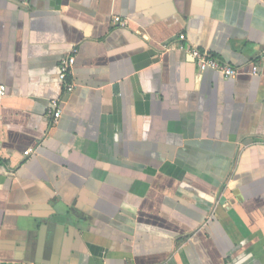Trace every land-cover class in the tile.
Segmentation results:
<instances>
[{"label":"crops","instance_id":"crops-1","mask_svg":"<svg viewBox=\"0 0 264 264\" xmlns=\"http://www.w3.org/2000/svg\"><path fill=\"white\" fill-rule=\"evenodd\" d=\"M263 54L264 0H0V264H264Z\"/></svg>","mask_w":264,"mask_h":264},{"label":"built area","instance_id":"built-area-1","mask_svg":"<svg viewBox=\"0 0 264 264\" xmlns=\"http://www.w3.org/2000/svg\"><path fill=\"white\" fill-rule=\"evenodd\" d=\"M181 39H185V35L181 34ZM75 52L76 50H73L72 54L68 56L67 58H64L60 65V80L62 85L65 87V90L67 92H72L75 85L74 83L69 81V76L72 72V68L75 64ZM189 54L195 61L197 67L201 71L206 70H213L221 75H223L226 78H233L236 77L240 70L237 66L231 65L229 63H225L211 55L210 53L203 51L199 49L198 47H190L189 48ZM264 60V54L252 64V73L257 74L259 71V62ZM7 93V86L6 85H0V97L5 96ZM59 99L52 100L51 103V114L54 117V119H57L62 114V109L59 107ZM30 150L26 152V154H29Z\"/></svg>","mask_w":264,"mask_h":264}]
</instances>
